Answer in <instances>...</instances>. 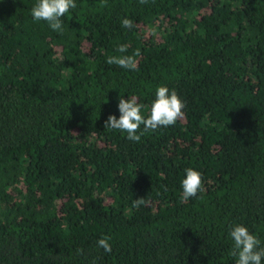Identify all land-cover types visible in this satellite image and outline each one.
Listing matches in <instances>:
<instances>
[{
    "label": "trees",
    "instance_id": "1",
    "mask_svg": "<svg viewBox=\"0 0 264 264\" xmlns=\"http://www.w3.org/2000/svg\"><path fill=\"white\" fill-rule=\"evenodd\" d=\"M37 2L0 0V264H235L236 224L264 247V0H76L62 32ZM137 49L138 70L107 63ZM159 86L182 120L104 127Z\"/></svg>",
    "mask_w": 264,
    "mask_h": 264
},
{
    "label": "clouds",
    "instance_id": "2",
    "mask_svg": "<svg viewBox=\"0 0 264 264\" xmlns=\"http://www.w3.org/2000/svg\"><path fill=\"white\" fill-rule=\"evenodd\" d=\"M106 3V0H105ZM139 3H147V0H139ZM77 7L76 0H38L32 8L31 15L36 21H46L49 27L57 32L63 31L62 18ZM122 27L133 28V21L124 18L121 21ZM128 45H121L119 52H126ZM141 52L137 49L132 55H122L118 57H108L109 65L116 64L124 69L138 70V61ZM143 105L139 103L136 96L119 99V118L109 115L104 127L127 133V138L133 142H139L143 131H155L158 128L175 125L178 120L185 116L183 101L175 90H169L167 86H159L153 100L150 113L147 117L142 114ZM143 125V130H141ZM186 175L181 182L182 196L184 200L197 197L198 193L204 191V179L200 171L188 168ZM149 202L144 198L133 201V207L139 208ZM229 236L233 241L230 255L235 257V264H262L264 261V247H261L260 239L249 231L243 224L234 225ZM110 237H101L97 241V246L104 249L106 253L112 251ZM83 249H78L77 253L82 254Z\"/></svg>",
    "mask_w": 264,
    "mask_h": 264
}]
</instances>
